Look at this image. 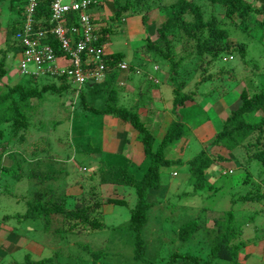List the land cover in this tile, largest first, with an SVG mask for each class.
<instances>
[{
  "label": "trees",
  "instance_id": "trees-1",
  "mask_svg": "<svg viewBox=\"0 0 264 264\" xmlns=\"http://www.w3.org/2000/svg\"><path fill=\"white\" fill-rule=\"evenodd\" d=\"M48 1L37 0L36 14L33 18L46 19ZM104 1L109 4L111 12L106 18L107 22L102 21L103 24H97L95 27L96 44L105 42L107 35L114 29L113 21L123 20L126 12L133 9L140 10L141 21H145L146 11L155 5L161 9L164 18L154 27L152 38L145 34L142 39H139L141 42L134 46L135 56L133 58H126L124 51L120 50L106 53L103 58L105 67L103 78L98 82L85 81L78 87L76 95L72 96L73 98L70 96L68 103H63V105L70 112L78 109V116L84 119L86 113L106 114L121 123H126L134 132L133 139L139 145L142 155L138 166L141 170L139 177L135 179L129 170V160L118 154H109V157L105 158L108 167L105 165L99 168L97 180L92 182V186L89 183L86 190L80 189L74 193L70 207L64 206L65 197L70 195H64L63 192L62 195L56 196L52 189L46 187L42 195L35 193L36 200L24 201V211L20 214L15 213L14 216L17 219L41 217L44 221L52 217L53 221L57 220V225L60 224L65 233L99 229L103 227L99 215L101 206L105 204L123 205L125 200L117 196H98V185L129 186L133 190L134 202L128 209L127 221L117 227L130 232V259L133 262L141 264H239V250L245 242L238 238L242 221L236 218L235 210L232 208L233 204L254 203L264 199V80H262L264 76V0H256L257 5L252 3L253 0H169L164 3L162 0ZM98 2L101 0H95L94 4ZM24 6L25 0H6L5 8L8 12H14L16 18L6 19L4 24V47L0 49V78L4 76L6 70L4 61L8 57L7 54L11 59L17 58L21 48L14 40L13 34L22 24ZM260 14L263 17L251 16ZM229 25L249 37L252 36L250 30L252 26L251 29L257 33L256 38H252L254 44L252 46L258 50L260 63L250 58L247 59L246 42L235 41L229 37ZM45 41L51 45L55 54L60 53L54 37H48ZM233 55L239 59V65L236 67L229 63ZM215 60L219 61L216 67L213 66ZM118 62H124L125 67L119 69L116 65ZM146 63H149L151 70L158 71L160 68L166 71V82L170 92L168 110L175 115V117H165V123L160 125L158 140L148 129L146 121L140 119V110L117 103L118 96L121 98L124 95L123 86L128 81L134 80L137 89L148 86L156 88L157 84L161 83V77H151L148 74ZM258 64L261 65L260 69H258ZM18 73L20 77L16 81L0 82V140H3L0 142V180L2 181L3 175H11L16 181L21 177H27L34 178L36 182H43L54 177L52 176L53 168L41 170L29 167L24 172L23 169L21 170V164L22 160L37 161L40 157H49L50 141L47 137L40 135L30 141L26 139L32 133L36 134L35 131L40 130V120L32 119L39 108V102L44 98L43 93L60 94L71 88V85L63 75L50 76L46 73H38L29 76L19 71ZM125 80L128 81L125 82ZM144 80L149 81V84ZM208 82H211L213 86L203 92V86ZM190 83L189 87L186 86ZM143 85L145 86L142 87ZM217 86L222 91L216 94L223 103L226 96L230 95L228 94L229 87H238L237 104L228 109L219 127L209 136L207 143L195 155L184 160L187 182L191 185L192 191L215 190L219 187L214 186L213 181L208 180L212 177L211 174L218 171L220 174L231 175L234 167L240 170V180L237 181L247 188L243 192H233L229 195L230 206L212 218L211 226L201 227L197 217H192L178 224L171 232L173 239L181 247L202 229L207 244L204 257L188 251H180L177 247L169 251L165 257L160 256L162 260L160 257L157 259L155 257L156 260L154 257H147L145 255L146 244L140 236V228L146 221L147 211L153 206L152 201L147 200V192L158 188V168L160 166H166L172 162L182 163L179 158L171 159L164 155L166 147L184 134L183 120L178 114V108L191 104L195 96L199 97V101L202 102L203 96L215 92ZM116 89L120 90L119 95ZM138 93H141L140 90ZM154 95L151 93L152 97ZM96 101L99 102L98 105L94 104ZM142 107L145 113L148 110L152 112L151 106L143 105ZM249 114H253L255 118L249 120ZM53 122L52 125L56 123V121ZM76 127L79 128L78 125ZM87 137L88 135L85 137V149L79 151L87 153L88 156L101 151L95 146L89 147ZM79 144L81 145L77 142L75 145ZM98 145L100 146V139ZM4 157L8 160L7 163L3 161ZM114 157L121 161V164L114 163L112 161ZM172 174L174 175L175 172L173 171ZM46 192L50 194L44 196ZM251 216L252 214L244 216V219L249 220ZM56 229L54 227V231ZM57 252L54 251L53 254L37 258L24 253L21 260L11 261L9 264H60L56 258ZM88 252L93 263L104 255V252L99 249ZM247 256L244 254L241 257ZM160 260L162 262L158 263Z\"/></svg>",
  "mask_w": 264,
  "mask_h": 264
},
{
  "label": "rangeland",
  "instance_id": "rangeland-1",
  "mask_svg": "<svg viewBox=\"0 0 264 264\" xmlns=\"http://www.w3.org/2000/svg\"><path fill=\"white\" fill-rule=\"evenodd\" d=\"M162 1L164 3V1L167 2L169 0ZM100 3L102 14H99L101 11H97L98 13H94V16H101V18L103 17L107 20L106 18L110 16L111 12L109 11V4L105 1ZM252 3L254 5L258 4L256 0H253ZM5 7L6 0H0V49L4 47L3 37L5 35L4 24L6 19L16 18V14L8 12ZM105 11H109L108 14H104ZM139 13L140 10L133 9L126 12L123 20L112 22L114 29L105 39L103 44L105 51L120 50L124 51L126 58H133L135 56V53L133 54L134 46L141 42H139V39H142L145 34L151 38L153 37L154 27L164 18L161 9L155 5L152 6L146 11L145 21H141L142 14ZM251 16L254 18L263 17L261 14ZM251 28L252 26L250 27L252 36L249 37L229 25V37L235 41L246 42L247 59L250 58L260 63L261 58L258 56V50L252 46L254 45L252 38L255 39L257 33ZM7 55L8 57L4 61L6 70L4 76L0 78L2 83H11L20 77L16 65L17 62H15L16 58L11 59L9 54ZM238 60V57L233 55V59L229 63L236 67L239 65ZM218 63L219 61L215 60L213 66L216 67ZM145 66H147L148 74L151 77H161V83L157 84L159 89L153 86L137 89L134 80H125V82H128L123 86L124 95L121 98L118 96L117 103L125 107L133 106L140 110V119L146 121L148 129L154 138L158 140L157 135L161 131L160 125L163 122L165 123V117H175V115L168 110L170 92L169 85L166 82V71L160 68L158 71L151 70L149 63H146ZM260 67L261 65L258 64V69ZM256 79L254 78V82H256ZM149 80L153 81V79ZM262 80H264V76ZM144 81L146 82V80ZM146 83L149 84V81ZM190 85L191 83L186 86L189 87ZM212 86L213 84L208 82L203 86L202 91H207ZM224 88H228V86H224ZM219 89L220 87L217 86L215 92H212L213 94L204 95L202 102L199 101V97L195 96L192 102L194 104L189 103L184 108H178V114L183 120L184 134L166 147L164 155L171 159L179 158L182 163L175 164L172 162L166 166H160L158 168V188L147 192V200L152 201L153 206L148 209L146 221L140 228V236L146 244L145 255L147 257H154V259L160 256L165 257L169 251L176 247L180 251H188L204 257L207 244L202 229L181 247L173 239L171 232L174 231L178 224L192 217H197L201 227L211 226L212 218L230 206L229 195L233 192H243L247 188L237 181L238 179L240 180V170L234 167L231 175L220 174L218 171H214L211 174L212 177L208 180L213 181L214 186L219 187L215 190L192 191L191 185L187 182L184 160L195 155L207 143L209 136L219 127L221 119L228 112V109L233 108L237 104L238 87H229L228 94L230 95L226 96L224 103L216 94L222 91ZM139 90L140 94L138 93ZM119 91V89H116L118 95ZM123 91L121 90V92ZM151 93L155 94L154 97L151 96ZM215 94L216 96H214ZM70 96L72 97L70 89L64 90L60 94L43 93L44 98L39 102V108L32 119L40 120V130L35 131L36 134L32 133L26 141L33 140L39 135L47 137L50 141L51 149L49 148L48 153L50 156L47 157L48 159L40 157L37 161L34 159L22 160L21 164V170L23 169L24 172L29 167H36L41 170L53 168L54 173L52 176L54 177L43 182H36L34 178L21 177L16 181L11 175H3L2 181L0 180V228H4L6 232L9 229L10 231L20 232L23 234L22 240L25 239L27 243V245L26 243H24L25 245L21 243L19 250L14 251L10 255L0 254V264H9L12 260H21L24 253L30 257H40L53 254L52 252L54 251H58L56 258L60 264H141L130 259V232L124 228L117 227L127 221L128 209L134 202L133 190L129 186L98 185V196H117L123 197L125 200L123 205L105 204L101 206L99 215L103 227L99 229L79 233L74 231L65 233L62 231L61 225H57V220L53 221L52 217H50V220L44 221V218L41 217L17 219L14 216L15 213L20 214L24 211V201L36 200L37 196L35 193L38 192L42 195L46 191V187L52 189L54 191L53 194L56 196L62 195L63 192L65 193L64 195H70L64 199V206L70 207L73 203L72 196L75 192L80 189L86 190L89 183L92 186V182H96L99 168L105 165L108 167L105 158L109 157V155L99 151L88 156L87 153L79 151L85 149L86 135H88V146H95L98 150H101L98 140L103 132H111L112 136L117 138L121 137L122 130L134 134L126 123H121L112 116L86 113V118L84 119V117L78 116V109L70 112L63 105V103H68L67 98ZM98 103L96 101L94 104L98 105ZM143 105L151 106L150 110L152 112L148 110L145 113ZM161 108H164L163 111ZM145 115L146 118L144 119ZM254 118L253 114L248 115L249 120ZM53 121H56L54 125H52ZM188 126H190L189 129ZM3 128L5 131V127ZM193 132L197 135L196 137ZM2 141L0 140V142ZM77 142H80L81 145H75ZM127 150L125 149L124 152ZM140 153L133 154L131 157L128 156L130 158L129 170L135 179H138L141 172L138 167L140 161L139 163L137 162L138 156L141 155ZM3 161L7 163L8 160L4 157ZM112 161L121 164V161H118L115 157ZM173 171L175 172L174 175L172 174ZM46 194L44 193V196H48L50 193L46 192ZM44 196L43 198H45ZM232 208L235 210L236 218L238 217L242 221L238 238L245 242V245L239 250V264H264V199L254 203H235ZM249 214H252L251 219H244V216ZM54 227L57 228L56 231H54ZM52 231L54 232L51 233ZM98 249L102 250L104 255L93 263L88 251ZM157 254L158 256H156ZM244 254L248 256L245 258L241 257ZM162 257H160L161 260ZM161 260L158 263H161Z\"/></svg>",
  "mask_w": 264,
  "mask_h": 264
},
{
  "label": "built area",
  "instance_id": "built-area-1",
  "mask_svg": "<svg viewBox=\"0 0 264 264\" xmlns=\"http://www.w3.org/2000/svg\"><path fill=\"white\" fill-rule=\"evenodd\" d=\"M36 2L25 0L22 24L13 34L21 46L15 61L17 69L29 76L63 75L75 96L85 81H100L105 70L106 52L102 44L95 42L97 23L88 12L94 0H49L45 20L33 18ZM51 36L57 40L59 54L45 41ZM116 65L119 69L125 67L124 62Z\"/></svg>",
  "mask_w": 264,
  "mask_h": 264
},
{
  "label": "crops",
  "instance_id": "crops-1",
  "mask_svg": "<svg viewBox=\"0 0 264 264\" xmlns=\"http://www.w3.org/2000/svg\"><path fill=\"white\" fill-rule=\"evenodd\" d=\"M97 11L98 12L101 11V13L99 14H102L101 3H98L93 8H91V12L93 15L94 13H98ZM108 12L105 11L104 14L105 13L108 14ZM113 122L115 123V121ZM122 132L123 133L121 137L118 138L116 136H112L111 132H105V133L103 132L100 136V148L103 153H107L108 155L118 154V156H121L122 158H126L127 160H129L130 158H128V156L131 157L133 154H137L138 152L141 151L139 145L133 139L134 134L123 130ZM193 135L195 137L197 136L195 133ZM125 149L128 150L124 152ZM141 160L142 157L140 155L138 156L137 162L139 163V161ZM5 217H7V215H5ZM22 239H23V234H21L20 232L10 231V229L8 230V232H6L4 228H0V254L10 255L14 251L19 250L20 244L22 243V245H25L24 243H26V240L25 239L22 240ZM12 261H18V260H12Z\"/></svg>",
  "mask_w": 264,
  "mask_h": 264
},
{
  "label": "clouds",
  "instance_id": "clouds-1",
  "mask_svg": "<svg viewBox=\"0 0 264 264\" xmlns=\"http://www.w3.org/2000/svg\"><path fill=\"white\" fill-rule=\"evenodd\" d=\"M101 1H103V0H101ZM94 2H95V0H94ZM98 3H100V2H98ZM98 3H96V4H98ZM96 4H94V3H92L91 5H90V10L88 11L89 12V14H90V16H91V19L95 22H98L97 24H103V23H101L103 20H104V22H107L108 21V19L107 20H105L103 17H102V19H101V17H95L93 14H92V12H91V8H93ZM95 22V23H96ZM102 45L104 44V43H101ZM105 51V50H104ZM106 53H109V52H112V51H105ZM70 90H71V88H69ZM71 93H72V90H71ZM72 96H73V93H72ZM68 99V98H67Z\"/></svg>",
  "mask_w": 264,
  "mask_h": 264
}]
</instances>
